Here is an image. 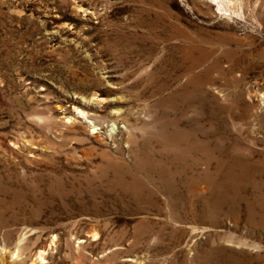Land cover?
I'll use <instances>...</instances> for the list:
<instances>
[{"label": "rangeland", "instance_id": "1", "mask_svg": "<svg viewBox=\"0 0 264 264\" xmlns=\"http://www.w3.org/2000/svg\"><path fill=\"white\" fill-rule=\"evenodd\" d=\"M228 1L0 0V264H264V0Z\"/></svg>", "mask_w": 264, "mask_h": 264}, {"label": "bare ground", "instance_id": "2", "mask_svg": "<svg viewBox=\"0 0 264 264\" xmlns=\"http://www.w3.org/2000/svg\"><path fill=\"white\" fill-rule=\"evenodd\" d=\"M236 3H237L236 1L229 0L228 3H227V5L231 4V6L234 7L236 5ZM200 46H199V48H201ZM197 48H198L197 47V44L196 43H192L191 46H188L187 48H183L182 53L184 54V56L186 58L187 56L193 54V52L195 50H197ZM198 51H200V49H198ZM205 56H206V54L202 52L201 55L198 58H194L193 60H196L195 65L201 63L203 61V57H205ZM193 68H194V66H192L189 70L191 71V70H193ZM184 75H186V74H184ZM190 80L191 81H198V82H200L202 80V76L201 75L193 76V77L190 78ZM201 88H202V86H201ZM201 88L196 90L195 93L197 95L200 94V92L202 91ZM165 90H166V87H161L160 86V87H157L156 88L155 92H156L157 95H160ZM189 96H191V94L187 91V89H181V92L180 93L177 92V93H175L172 96L171 102L172 103L175 102L176 99H178V98H180V99H182V100H184L186 102L187 101L186 98L189 97ZM262 97L264 98V96H262ZM83 98H84L83 99L84 101L88 102L87 107H89V108H92L90 105L93 104V103L95 104L96 101L99 104L105 101V100H99V94L98 93H94L89 98H85V97H83ZM160 105H164V100H161L160 101V104L158 105V107ZM121 113H122V110H120V109H114V112H112V114L114 115V118H116V119H118L121 116ZM79 115H82V116H84V117H86V118L89 119V117H88L89 113H86L83 110H79ZM92 129L94 131H96L97 128H96L95 125H93ZM161 136H162L163 139H165V138L168 137L167 134L165 133V131H163V133L161 134ZM176 138L178 139V141L176 139L174 140L172 138H169L168 141L165 143V146L166 147H175L178 144H180V142H181L179 140L180 138H178V137H176ZM95 237H96V235H95ZM54 244H55V239L52 240V242L50 244V248ZM16 248L17 249L14 252L10 253V255H11L10 257H12L13 260H15V261H20L21 260V257L24 255V252L22 251V248L20 246H18ZM47 255H48V250H46V248L45 249L44 248L43 249H39L37 251V253H35V255H34L35 259H31V261L29 262V264H46V256ZM8 256H9L8 254L1 255L0 259L2 261H4L6 258H8ZM16 264H19V263H16ZM22 264H25L24 261H22ZM205 264H221V263L219 262V260L216 261V259H206Z\"/></svg>", "mask_w": 264, "mask_h": 264}]
</instances>
